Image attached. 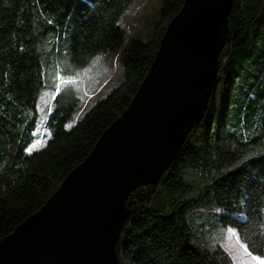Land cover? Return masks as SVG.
Instances as JSON below:
<instances>
[{
    "label": "trees",
    "instance_id": "obj_1",
    "mask_svg": "<svg viewBox=\"0 0 264 264\" xmlns=\"http://www.w3.org/2000/svg\"><path fill=\"white\" fill-rule=\"evenodd\" d=\"M131 2L0 0V240L44 205L127 108L183 4L161 0L142 38L120 22ZM227 20L204 117L159 180L129 194L118 264H231L219 244L227 229L264 257V0H233ZM97 55L119 56L121 80L73 121L77 90L57 83ZM43 89H57L46 139L27 152Z\"/></svg>",
    "mask_w": 264,
    "mask_h": 264
},
{
    "label": "water",
    "instance_id": "obj_2",
    "mask_svg": "<svg viewBox=\"0 0 264 264\" xmlns=\"http://www.w3.org/2000/svg\"><path fill=\"white\" fill-rule=\"evenodd\" d=\"M233 0H183L123 113L44 205L0 240V264H118L129 194L156 183L207 109Z\"/></svg>",
    "mask_w": 264,
    "mask_h": 264
},
{
    "label": "rangeland",
    "instance_id": "obj_3",
    "mask_svg": "<svg viewBox=\"0 0 264 264\" xmlns=\"http://www.w3.org/2000/svg\"><path fill=\"white\" fill-rule=\"evenodd\" d=\"M161 0H132L129 9L121 17V24L127 29L129 36L139 34L142 38L151 34L153 24L158 21V12ZM122 71L119 56L97 55L88 66L78 70L74 76L59 79L58 85H72L79 96V109L72 115V120L78 118L84 111L107 91L117 85L121 80ZM59 88V87H58ZM57 92L50 89H43L38 97L39 118L37 125V136L30 144H36L35 148L43 145L46 139L44 123L49 114L52 100ZM29 146V147H30ZM34 148V149H35ZM220 246L228 253L231 264H259L248 257L239 241L237 233L233 229H227L223 234Z\"/></svg>",
    "mask_w": 264,
    "mask_h": 264
},
{
    "label": "snow or ice",
    "instance_id": "obj_4",
    "mask_svg": "<svg viewBox=\"0 0 264 264\" xmlns=\"http://www.w3.org/2000/svg\"><path fill=\"white\" fill-rule=\"evenodd\" d=\"M69 127H70V125H69ZM35 147H36V144H33V145H31L30 147L26 148L25 151H27V152H31V151H33V149H34ZM242 247H243V250H244L245 254H246L248 257H250V259H251L252 261H257V262H259V264H264V257L257 256V255H253V253L249 250L247 244H243Z\"/></svg>",
    "mask_w": 264,
    "mask_h": 264
}]
</instances>
